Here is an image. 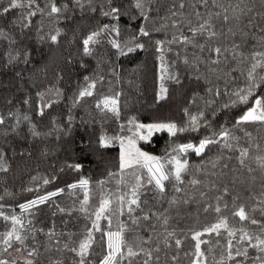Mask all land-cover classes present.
<instances>
[{"label": "trees", "instance_id": "trees-1", "mask_svg": "<svg viewBox=\"0 0 264 264\" xmlns=\"http://www.w3.org/2000/svg\"><path fill=\"white\" fill-rule=\"evenodd\" d=\"M66 2L67 0H59L61 5ZM82 2L83 8L70 4L68 10L59 17H49L47 0H37L40 8L44 9V14L38 13L32 17V26L28 29L13 27L11 24V21L26 10L15 9L0 16V29L5 33V36H0V115L5 117V123L0 125V151L5 153L8 168L7 171H0V211L9 217L16 215L24 222L23 234L28 237L25 246L28 250L39 248L38 264H48L50 255L53 258L58 256L65 264H73L76 258L74 253L64 250L54 255L46 252L45 247L54 245L55 239L60 240V248H63L64 243L75 246L73 242L82 238L86 227H91V221L95 217L89 214L99 207L100 200L110 193L115 200L117 195L128 190L126 183L132 182L131 170L124 174L125 183H118L121 179L119 175L109 177L110 172L119 171V143L117 139H113L107 147H101L98 143L99 137L102 134L108 137L131 134L135 131L133 125L129 124L133 117L137 123L173 121L178 127H183L188 119L184 111L186 108L192 114L204 111L205 117L198 131L178 133L175 137H171L166 131L156 132L148 140H141L140 148L153 156L164 157L179 144L198 145L199 141L206 137L219 139V132L225 129L235 137L228 141L233 147L225 148L224 141L221 140L219 144L208 146L200 155L191 150L181 154L180 158L187 159L189 164L188 172L183 174L184 183L176 185L182 191H175L173 180L171 183L165 182L166 192L163 196L155 195L151 191L141 196V200L147 201L141 205L142 209L145 212L160 214L161 220L151 216L148 221L140 219L138 225H132L125 208L124 214L119 215V221L133 229L125 233L126 239L129 243L138 244L141 239L146 240L151 236L152 241L144 247L152 248L159 243L162 248L159 253L161 264H165L167 259L165 253L170 256L175 251L180 254L178 264H190V257H185L184 253L194 251L192 233L202 231L215 223L220 216L227 217L229 225L234 229L260 235L261 224H264V215L261 214L260 208H264V205L258 204L257 201L261 191H264L261 187L264 170L259 167L256 158L264 156V125L236 123L253 103L252 98L249 104H238L227 109L222 105L228 102V95L224 93L230 94L236 88L244 86L249 66L248 61L239 63L240 57L233 59L235 53L232 45L239 44L240 48L236 51L243 53L245 57H250L254 50H260V37L264 36V32L259 29L264 28V21L257 19L251 27H244L247 17H242L238 27L243 28L248 35L242 36L237 31V35L232 36L227 32L231 24H225L221 19L214 17L215 30L225 35L214 38L208 44L227 48L228 51L219 57L221 62L218 65H211L199 63L196 59L199 57L200 60L208 61L209 57L215 58V54L209 52L207 47L200 52L198 48L190 45L169 43L174 35H190L188 19H191L193 27L201 22L192 14V4L196 0H183L184 9L179 8L181 0H151V3L145 6L149 16L146 21L140 17L139 11L132 7V0H112V6L121 8L122 15L118 21L103 15V12L110 10L108 0H91V4L88 0ZM219 2L232 6L239 3L243 8L249 0ZM0 5L7 7V0H0ZM197 7L205 18L209 11L222 12V9L214 8L211 3L207 8L199 5ZM171 11H176L178 15L172 17ZM172 20L179 21L177 27H172ZM113 24H118L120 28L119 37L104 33L98 38L100 42L92 46V55H85L83 38L103 25ZM141 26L149 31V36H139L137 41L144 44V48L126 56H119L108 41L116 38L123 45L139 34ZM57 30L61 31V35L57 43H52L48 35L55 34ZM40 35L45 36L43 41L39 39ZM12 40L15 43H12ZM156 41L163 42L169 72L177 74L180 80L179 84L173 80L164 81L168 91L163 100L157 98L160 61ZM204 42L200 40V43ZM8 53L16 56V59L9 62ZM185 57L189 60L188 64L183 62ZM209 67L216 71L209 72ZM86 76L96 81L93 95L84 97L73 106L79 90L86 86ZM197 76L200 78L197 79ZM208 87L218 88L221 95H210L207 92ZM56 90H59V96L55 94ZM38 93L44 94L43 100L38 97ZM117 94L118 117L108 111L101 112L95 107L101 98ZM194 95L197 99L193 104L191 101ZM254 95L264 97V88L257 89ZM25 100L28 101L27 104L24 103ZM208 100H214L215 103L208 107L205 103ZM49 101L52 102L51 106L44 108V115L41 116L40 108ZM69 115L73 117L71 123L68 121ZM24 116L30 119L26 121ZM53 119L56 126L53 125ZM33 124L40 133L39 136L31 135L29 129ZM238 148L249 149V157L244 165L237 159ZM77 164L80 165L79 170L71 167ZM213 164L216 166L213 167ZM249 168L253 171L249 172ZM142 172L146 173V170ZM193 178L201 183L193 186L190 183ZM81 179L89 181V214L78 211L84 190L68 187ZM45 180L49 182L45 184ZM102 180L105 181L103 186L99 184ZM225 188L228 189L227 193L224 192ZM60 189L64 191L59 192ZM51 192H58V195L27 211L20 208L21 204ZM218 197L221 199H217ZM172 200L177 203L170 204ZM185 200L189 203L185 204ZM241 204L249 211L250 218H255L261 223L254 225L250 220L240 221L239 217L233 216L232 213ZM208 205L212 207L208 212H204V207ZM216 206L221 207V213L214 211ZM58 207L74 211L68 215L67 211L61 213ZM116 207L114 203L113 209ZM253 208L256 210L251 211ZM132 215L142 217L143 212L137 209ZM163 217L168 218L167 226L162 223ZM116 223V215H113L111 230H116ZM100 225L103 230H108L106 220L101 219ZM11 227L10 219L5 221L0 217V234L9 231ZM165 227L168 231H175L177 238L184 241L181 249L176 250L174 241L171 240L173 247L163 248ZM53 228L57 236L50 241L46 233ZM70 233L73 234L71 240ZM94 235L98 243L93 246L89 260L91 264H99L106 252V245L99 242L100 232H94ZM238 237L239 232L236 239ZM201 239L208 241L201 245L202 250L212 248L209 264H213L212 256L217 260L220 258L229 237L221 230L220 236L215 233L205 234ZM233 243L236 241L233 240ZM2 247L0 244V249ZM9 251L13 257L21 255L11 249ZM256 255L259 253L249 248V256ZM142 259L143 257H139L137 261ZM239 259L241 258L238 257L237 260ZM167 264H172L170 259ZM226 264H236V261H226ZM245 264H254V260L248 259Z\"/></svg>", "mask_w": 264, "mask_h": 264}, {"label": "snow or ice", "instance_id": "snow-or-ice-1", "mask_svg": "<svg viewBox=\"0 0 264 264\" xmlns=\"http://www.w3.org/2000/svg\"><path fill=\"white\" fill-rule=\"evenodd\" d=\"M243 2V0H242ZM88 3L91 4V0H88ZM151 0H132V7L139 11L140 17H142L145 21L149 19L148 10H146V5L150 4ZM209 3L214 8L222 9L221 11L212 12L209 11L207 13V18L204 17L198 10V5L204 8H207ZM72 4L74 6L83 8L84 4L82 0H67L64 4H59V0H47L46 7L48 8L47 15L49 17H59V15L68 10L69 5ZM108 4L110 7L109 11L103 12V15L110 16L115 20H119L122 15L121 8L112 6V0H108ZM2 11H0V16L9 13L12 10L20 9L26 10L22 11L21 15L11 21L13 27H22L23 29H28L32 26V17H35L38 13L44 14V9L40 8L39 4H37V0H7V7L0 5ZM180 9L185 8V3L181 0L179 4ZM193 13L201 22H198L196 26H191V19L187 20L189 25L188 31L190 35L181 34L179 37L173 36L172 40L169 43H180L183 45H190L193 48H198L200 52H203L207 47L209 52L215 54V58L209 57L208 61L200 60L197 57V61L199 63H210L211 65H218L221 61L219 59L225 52L228 51L227 48L222 49L219 46H209L208 42L212 41L214 38H218L219 36L225 35L223 32H218L216 29V25L213 23V18L221 19L225 24H231L228 28L227 32L232 36L237 35V31L242 36H247L248 33L244 31L243 28H239V24L241 22L242 17H247V24L244 27H251L253 25L254 20L264 21V0H249L247 4L243 8L240 7V4H236L232 6V4L224 5L219 2V0H196L195 3L192 4ZM95 11V9H92ZM237 10H239V14H237ZM252 14V15H250ZM178 13L176 11H171V16L176 17ZM179 21L172 20V27H177ZM235 29V30H234ZM158 30V29H156ZM260 32H264V28L259 29ZM39 32V29H38ZM104 33H112L115 34L116 37L120 35V28L118 24L103 25L97 31L91 32L82 40L83 53L85 55H92L93 45L98 44L99 37ZM61 31L57 30L55 34H49L48 39L52 43H57L58 37H60ZM0 36H5L3 29H0ZM139 36H149V31L146 27L141 26L139 29V34L134 35L131 40L125 42L123 45L121 42L116 39H110L108 43L117 50L119 56H126L129 53L135 52L137 49H143L144 44L138 43ZM39 39L43 41L45 39L44 35H40ZM200 40H204V43H200ZM12 43H15L12 40ZM233 59H237L240 57L239 63L249 62V66L246 72L245 84L243 87H238L233 90L230 94L224 93L228 95V102L222 105L223 108L227 109L230 107H234L238 104H249L250 98H252L253 103L248 107L247 111L243 113V115L237 120V125L243 123H259L264 125V97L256 96L254 93L257 89L264 88V36L260 37V50H254L250 57H245L243 53L236 51L240 48L239 44L232 45ZM156 50L159 53L158 59L160 61V84L159 91L157 93L158 100H163L167 96L168 89L165 87V80H173L177 84L180 83L179 77L175 73L169 72L168 62L165 60V48L163 46L162 41H156ZM19 55V54H17ZM27 55V53L25 54ZM9 62L16 59V56H13L11 53H8ZM185 64L189 63L187 57L184 58L183 61ZM196 66L195 64L193 65ZM209 72H215L216 69L209 67ZM243 74V73H242ZM19 75V74H18ZM200 77L197 76V79ZM86 82V86L81 88L78 92V95L74 101V105L78 104L84 97H91L93 95V90L96 87V81L91 80L89 77H84ZM51 92L52 90L49 89ZM207 92L210 95L218 97L221 95V92L218 88L208 87ZM55 94L57 96L60 95L59 90H56ZM38 97L43 100L44 94L38 93ZM197 97L194 95L191 103L196 102ZM11 103V101H9ZM24 103H28L27 100ZM51 101L44 104L43 107L40 108L39 114L41 116L44 115V108L51 106ZM208 107H211L212 104L215 103L214 100L205 101ZM95 107L99 109L101 112H111L115 116H119V94L116 96H105L96 102ZM185 114L188 119L186 121L185 126L178 127L174 122H158L152 124H141L137 123L135 118L133 117L129 124L133 125L135 131L132 132V136L129 137L126 141L120 137H108L107 135L102 134L99 137L98 143L101 147H107L108 144L112 142L113 139H117L121 145V151L119 156V171L117 173H109V177L120 176V181L118 183H125L124 174L131 170L130 175L132 177V182L126 183L127 191L123 192L120 195L115 197V200L112 199V194H108L100 200L99 207L96 208L93 212L89 214L88 204H89V193H88V184L89 181L87 179H81L78 183H74L69 185L70 189L81 188L84 190L83 200L80 202V207L78 209L79 212L89 214L90 216H94L95 219L91 221V227H86L85 232L82 235V238L78 241H74L75 246H71L69 243H64L63 248H60L58 245L60 244L59 239L54 238L57 236L54 228L50 229L46 235L50 241L54 240V245H47L45 247L46 252L53 253H61L64 250H67L71 253L75 254V259L73 260V264H91L89 260V256L93 250V246L98 243L97 238L94 235V232H100L101 237L100 241L104 245H106V252L103 255L102 259H100L99 264H161V256L159 253L162 251V248L159 243H157L152 248H145L144 245L149 244L152 241V237L149 236L148 239H141L140 243L134 244L129 243L125 237L126 232L133 231V229L129 228L128 225L121 223L119 221V215L124 214L125 208L127 209V213L131 218L132 225H138L139 220L143 219L148 221L151 216H155L157 220H161V215L157 213L145 212L141 205L146 204V200H141V196L145 194L147 191L153 192L155 195L163 196L166 192V184L165 182L171 183L173 180L175 184L173 187L176 192H181L182 189L176 185H182L184 183L183 174L188 172L189 164L187 159H181V154H186L189 150L195 152L197 155H200L205 151V149L213 144H219L221 140L224 141V147L227 149H232L233 145L228 143L229 139H235L232 137L228 130H222L219 132V139H213L211 137H206L199 141L198 145H194L192 143L179 144L176 147L172 148L171 153H166L164 157H158L149 155L146 152L141 151L136 147V139L140 140H148L153 132H161L166 131L171 137L177 136L178 133H183L186 131H198L201 126V121L205 117L204 111H199L196 114H192L186 108L184 109ZM12 115L11 113L9 114ZM30 117L24 116V120H29ZM73 117L69 115L68 121L71 123ZM5 123V117L0 115V125ZM19 123V121H17ZM53 125L55 124V119H53ZM131 131V129H129ZM32 136H39L40 133L36 131L35 125H31L29 129ZM146 131V135L141 134ZM239 156L238 161L241 165L245 164V160L249 157V149L248 148H238ZM172 153H176V155H172ZM257 162L259 167L264 170V156H258ZM216 165L213 164V167ZM76 170H79L80 165L71 166ZM227 167V165H224ZM7 163L5 160V153L0 151V171H7ZM142 170H146V173H143ZM249 172H252L253 169L249 168ZM255 179V178H253ZM49 181L45 180L44 183L47 184ZM105 181H99V184L103 186ZM190 183L193 186L199 185L201 183L200 180L193 178ZM261 187L264 188V178L261 180ZM64 189H60L59 192H63ZM224 192L227 193L228 189L225 188ZM58 195V192H51L45 196H40L36 200L29 201L26 204H21L20 208L23 211H27L30 208H33L36 205L43 204L48 201L51 197ZM203 196L204 193H201ZM217 199H221L218 197ZM116 204L117 207L113 209V204ZM176 200L170 201V204H176ZM185 204L189 203L188 200L184 201ZM258 204L264 205V191L260 193V199L257 201ZM211 205L204 207L203 211L208 212ZM227 207V205H225ZM139 209L143 212L142 217H133V213H135ZM58 210L61 213L67 211L68 215H71L74 209H65L59 208ZM253 208L251 211H255ZM216 213H221V207L216 206L214 208ZM261 214L264 215V208H260ZM116 215V230H111L112 228V216ZM233 216L239 217L240 221H249L251 224H260L261 222L255 218H250L249 211H246L245 205L241 204L233 213ZM0 217H3L5 221L11 220L12 227L9 231L0 234V244L3 245L2 249H0V264H38V257L40 255L39 248L33 247L31 250L27 249L25 246V241L28 239L26 235L23 234L24 222L16 215L11 217L5 215L2 211H0ZM101 219H104L108 222V230H103L100 225ZM168 218L163 217V225H168ZM29 223H31L29 221ZM154 228L155 225H152ZM221 230L227 233V244L224 247L223 251L220 253V258L217 260L215 256H212L213 264H226V261H236V264H245V261L248 259H253L254 264H264V224H261L260 227V235H253L243 229H234L229 225V221L227 217L220 216V218L213 224L203 228L202 231H195L191 235V239L194 243V251L193 252H185V257H190V264H209V256L212 254V248L209 247L207 251L202 250L201 245L208 243L201 239V237L205 234H213L215 233L217 236L221 235ZM41 231H43L41 229ZM166 235L163 237V248L171 249L173 247L171 241H174L175 249L179 250L182 248L184 241L181 238H177V234L175 231H168L167 227H165ZM237 232H239V237L237 238ZM73 234H69V240L72 239ZM106 238V239H105ZM233 240L236 243H233ZM254 241V242H253ZM219 243V241H217ZM246 244V246H245ZM24 247H20V246ZM239 245V247H237ZM249 248L256 250L259 255L255 257L249 256ZM13 250L16 253L21 254L20 256L13 257L9 250ZM166 260L165 264H167V260H171L172 264H178L180 260L179 251H175L173 254L168 256L165 253ZM143 257L142 261H137V258ZM241 258L237 260V258ZM48 264H65L64 260L59 258H53L52 255L48 257Z\"/></svg>", "mask_w": 264, "mask_h": 264}, {"label": "rangeland", "instance_id": "rangeland-1", "mask_svg": "<svg viewBox=\"0 0 264 264\" xmlns=\"http://www.w3.org/2000/svg\"><path fill=\"white\" fill-rule=\"evenodd\" d=\"M159 122H173V121H159ZM139 123H141V124H152V123H158V122H139ZM154 133H156V132H153V134ZM141 134L146 135L147 133H146V131H144ZM131 136H132V133L128 134V135H125V136H121L120 138H123L126 141ZM140 141H141L140 139H138V138L136 139V147L139 148L141 151L148 153L147 151H145V150L140 148V146H139V142ZM118 143H119V151H121V145H120L119 140H118ZM148 154L151 155L150 153H148Z\"/></svg>", "mask_w": 264, "mask_h": 264}]
</instances>
